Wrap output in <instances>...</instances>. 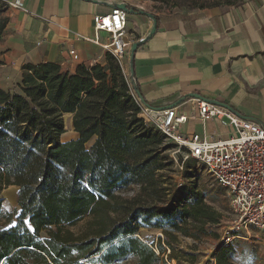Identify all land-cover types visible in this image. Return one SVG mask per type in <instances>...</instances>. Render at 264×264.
Returning <instances> with one entry per match:
<instances>
[{
    "label": "trees",
    "instance_id": "1",
    "mask_svg": "<svg viewBox=\"0 0 264 264\" xmlns=\"http://www.w3.org/2000/svg\"><path fill=\"white\" fill-rule=\"evenodd\" d=\"M5 6L0 1V15ZM7 22L0 20V36ZM21 71L18 90L32 92V101L0 87V192L18 189L15 211L0 200V264H159L162 245L156 251L140 228L197 238L189 223L215 224L217 214L193 184L170 194L175 144L138 116L148 102L113 53L73 72L49 61ZM65 113L76 135L63 141ZM188 161L193 168L196 161ZM232 248L221 246L215 264H236Z\"/></svg>",
    "mask_w": 264,
    "mask_h": 264
},
{
    "label": "crops",
    "instance_id": "2",
    "mask_svg": "<svg viewBox=\"0 0 264 264\" xmlns=\"http://www.w3.org/2000/svg\"><path fill=\"white\" fill-rule=\"evenodd\" d=\"M0 1L8 16L0 36L3 89L18 87L27 63L54 62L71 72L78 64H104L108 50L102 45L110 38L106 31L95 30L93 16L124 2L136 10L127 12L126 56L120 61L127 75L131 45L145 38L153 25L137 10L152 13L157 22L150 38L134 51L132 62L133 79L148 105L166 108L185 94L198 93L264 127V0L172 11L155 8L152 0ZM16 1L21 5H12ZM69 49L78 54L76 60ZM195 99L187 96L174 106L188 117L182 131L207 139L222 135L226 128L218 119H199Z\"/></svg>",
    "mask_w": 264,
    "mask_h": 264
},
{
    "label": "built area",
    "instance_id": "3",
    "mask_svg": "<svg viewBox=\"0 0 264 264\" xmlns=\"http://www.w3.org/2000/svg\"><path fill=\"white\" fill-rule=\"evenodd\" d=\"M12 5L16 7L21 2ZM126 20L127 12L117 7L93 16L95 30L106 31L110 38L103 48L120 61L126 56ZM68 54L75 60L78 58L74 49H69ZM195 101L199 119H218L226 128L222 135L207 139L198 133L185 134L182 127L188 117L175 107L155 109L141 102L138 116L162 132L165 140L174 143L175 151L182 150L184 159H194L196 166L207 169L226 188L234 211L226 242L240 230H264V127L240 118L228 107L199 98Z\"/></svg>",
    "mask_w": 264,
    "mask_h": 264
},
{
    "label": "rangeland",
    "instance_id": "4",
    "mask_svg": "<svg viewBox=\"0 0 264 264\" xmlns=\"http://www.w3.org/2000/svg\"><path fill=\"white\" fill-rule=\"evenodd\" d=\"M154 7L172 11L174 9H193L200 7L199 5L208 6L215 0H152ZM7 16L6 8H3L0 20ZM12 91L20 94L21 97H27L26 100L32 101L34 94L31 92L27 96L18 90V87H12ZM26 111V109H23ZM71 118L68 114H64L63 123L65 132L61 136V140L73 138L76 133L72 128ZM90 143H86L88 147ZM173 151V152H172ZM170 154L174 158L172 166L171 179L167 184L170 187V194L175 193L180 185L193 184L196 190L204 195L205 201L210 205L212 211L217 214L218 219L215 224H204L200 229L188 224L191 232L197 234V238L188 235H183L177 231L164 230L161 228H146L142 227L139 230V237L147 243L153 245L156 251L159 252L158 246L162 245L164 251L159 254L161 258L159 264H215V255L221 246L232 245L230 256L236 264H264V230L250 228L248 231L240 230L236 232L233 238L228 242L225 241L226 233L229 232V225L234 218V211L231 207V198L227 190L219 184L207 169L201 165L190 167L191 161L184 159L182 150L175 151L173 147ZM181 166V167H180ZM186 172H193L195 176L187 177ZM137 188L129 190L126 194H133ZM124 194V195H126ZM0 200L3 207L8 211L18 209L17 191L14 187L7 186L0 192ZM195 223V224H194ZM193 224H199L194 222ZM6 224V221L1 219L0 225ZM77 228L73 230L78 232Z\"/></svg>",
    "mask_w": 264,
    "mask_h": 264
},
{
    "label": "water",
    "instance_id": "5",
    "mask_svg": "<svg viewBox=\"0 0 264 264\" xmlns=\"http://www.w3.org/2000/svg\"><path fill=\"white\" fill-rule=\"evenodd\" d=\"M115 6H117V8H122V9H124V10H125L126 12H128V13H132V12L136 11V10H134L133 8H128L127 5H126L124 2H120L119 4H115ZM137 11H138L139 13H141V14L146 15L147 17H150V18H151V21L153 22V25H152V27H151L150 32L148 33V35H146L145 38H141V39H139L138 41H135V42L131 45V47H130V49H129V67H130V71H131V73H130V82H131V84H132V87H133L134 93L136 94V96H139L140 99L142 100L143 97L140 95V91H139V88H138V84H136V82H135L134 79H133V67H132V62H133V57H134V53H135L134 51L136 50V48H137L140 44L144 43V41H145L146 39L150 38V35L154 32V30H155V28H156V23H157V22H156L155 17H154V15H153L152 13H150V12L148 13V12H145V11H143V10H137ZM187 96H190V97H193V98H199V99H201V100H205L206 102H209V103H214V104H218V105H222V106L228 107L229 109H231V110H232L236 115H238L239 117H242V118H244V119L250 120V121H252V122H258V123L261 124V122H259L257 119L255 120V119H253V118H251V117H248V116H245V115H242V114L240 115L237 111H235L234 109L230 108L227 104L225 105V104H223V103H221V102H219V101H217V100H214V99L209 100V99H207V98L201 96V95L198 94V93H196V94H185V96H182L181 99H180L179 101H177V102H175V103H173V104H169V105H167L166 108H167V107H174V106L177 105L178 103L182 102ZM146 105L149 106V107H151V108H155V109H163V108H161V107L150 106V105H148V104H146Z\"/></svg>",
    "mask_w": 264,
    "mask_h": 264
}]
</instances>
